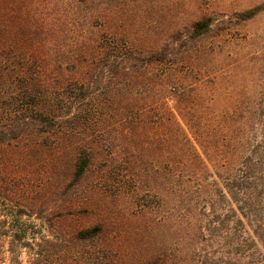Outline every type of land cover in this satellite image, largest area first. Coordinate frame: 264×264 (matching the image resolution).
<instances>
[{"label": "trees", "instance_id": "obj_1", "mask_svg": "<svg viewBox=\"0 0 264 264\" xmlns=\"http://www.w3.org/2000/svg\"><path fill=\"white\" fill-rule=\"evenodd\" d=\"M154 2L0 0V264H170L132 260L108 202L157 181L209 207L190 264H264V90L254 106L204 101L207 45L264 2L169 27ZM66 152L56 181L28 163Z\"/></svg>", "mask_w": 264, "mask_h": 264}, {"label": "rangeland", "instance_id": "obj_2", "mask_svg": "<svg viewBox=\"0 0 264 264\" xmlns=\"http://www.w3.org/2000/svg\"><path fill=\"white\" fill-rule=\"evenodd\" d=\"M263 2L264 0H162L161 4L154 2L153 9H149L148 13L150 21L154 20L158 27L165 24L169 27L204 13L229 14ZM163 29L159 28L160 31H164ZM210 44L212 43L207 45V50L214 49V64L208 74L204 101L212 107L256 105L259 92L264 90V10L245 22L231 23L221 36L215 38L214 45ZM234 119L242 121L246 118L238 112ZM71 160L70 152L64 153L55 162L49 160L46 154H30L28 163L36 164V169L42 175H52L51 181H56L67 176ZM46 183L49 184L48 181ZM191 185L193 186L189 187L187 196L182 195L176 184L163 190L157 181L154 184L151 182L148 188L144 187L147 194L144 201L132 194L108 200L109 207L119 211L115 215V225L117 230H121L120 244L128 251L132 260L163 251L170 264H190V250L196 245L200 225L205 222V217L198 214L200 211L205 214L209 212V207L206 211L202 210L203 200L195 195V185ZM139 203L144 204L141 206V214H134ZM23 220L37 223L34 218ZM216 240L218 242L220 239ZM217 242L214 243L215 248L224 250L223 241Z\"/></svg>", "mask_w": 264, "mask_h": 264}]
</instances>
